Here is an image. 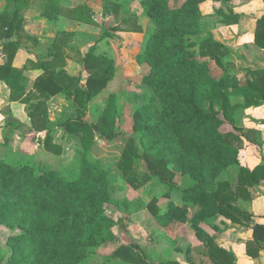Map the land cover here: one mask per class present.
Returning a JSON list of instances; mask_svg holds the SVG:
<instances>
[{"label":"trees","instance_id":"obj_1","mask_svg":"<svg viewBox=\"0 0 264 264\" xmlns=\"http://www.w3.org/2000/svg\"><path fill=\"white\" fill-rule=\"evenodd\" d=\"M7 1L13 3V10H5L0 16V51L4 55L0 81L9 87L11 100L23 98L29 102L38 98L27 114L28 130L44 132L43 140L36 137V141L56 155L62 154V147L53 141L46 100L62 93L75 114L57 127L78 138L84 148L78 161L63 169L43 168L33 153L22 150L0 156V225L20 230L7 238L8 263L113 264V259H117L130 264H180L174 259L150 263L138 243L119 244L108 254L98 253L100 247L120 240L114 232L118 222L105 211V204L111 200L108 171L86 153L95 139L110 142L115 138L116 95L108 94L105 107L94 120H87L86 114L90 100L114 78V59L104 53L97 55L92 45L82 58L88 70L82 83L81 74L72 76L64 70L62 51L53 40L44 58L35 55V60H28L21 68L14 66L22 32L20 17L16 20V15L28 0ZM41 1L42 15L56 19L61 0ZM137 1L152 23L135 55L136 62L148 66L140 82L150 88L152 98L132 114V130L140 148L134 139H128L118 167L132 188L156 179L167 201L161 209L155 192L145 200L123 199L118 202L125 208L122 219H127L136 205L146 209L161 227L173 222L190 224L197 237L201 236L211 264H236L232 251L205 235L204 226L220 231L214 220L223 217L251 228L246 254L257 257L264 250V224H245L253 215L242 209L238 201L249 198V188L264 181V160L249 169L239 164V152L244 141L260 147V132L235 125L234 113L240 107L264 105V66L239 69L245 77V83L240 84L237 74L230 72L235 67L229 60L226 65L222 62L223 57H230L227 47L210 38L200 43L190 38L201 33V6L208 0L175 4L170 0ZM212 1L224 5L228 0ZM218 11L222 23H237L239 14L232 9ZM137 18L132 14L113 28L127 24L141 31ZM254 43L264 51V15L256 19ZM208 58L223 70L220 78L212 75ZM31 69L43 72L27 89L25 71ZM233 98L241 100L233 102ZM225 122L233 129L221 131ZM15 126L20 127L21 123ZM136 159L142 161L140 172L134 168ZM232 165H238L235 181L220 179ZM97 257L101 260L97 261Z\"/></svg>","mask_w":264,"mask_h":264},{"label":"rangeland","instance_id":"obj_2","mask_svg":"<svg viewBox=\"0 0 264 264\" xmlns=\"http://www.w3.org/2000/svg\"><path fill=\"white\" fill-rule=\"evenodd\" d=\"M181 1L183 0H170V3L175 4ZM42 6L41 0H28V3L17 12L16 20L20 17L18 24L22 28V32L20 34L21 46L13 60L14 66L21 68L28 60H35V55L44 58L53 40H56V44L62 51L64 62H61V65L64 70L72 76L81 74L82 83L85 82L88 75V70L83 66L82 58L92 45H95L94 51L97 55L104 53L114 59V78L90 100L86 114L87 120H94L99 111L105 107L108 94L114 93L116 95L115 138L110 142L95 139V143L86 153L89 158L98 161L108 171L111 182V200L105 204V211L118 222V225L114 227V232L120 240L106 247H100L98 253L100 255L108 254L113 247L119 244L138 243L150 263H155L159 259L177 258L181 264H206L205 248L202 251V246L205 247V244L201 241V236L197 237L190 224L182 225L173 222L169 227H161L146 209L137 208L136 205L132 206L129 217L122 219L125 217V208L118 204L123 199L145 200L153 192L158 196V204L161 209H164L163 204L167 201L161 195L162 185L156 179L149 180L138 189L132 188L123 179L118 167L123 147L128 139H134L140 148L137 136L132 130V114L138 106L152 98L150 88L140 82L144 70L136 64L135 60L136 51L141 50L145 35L152 26V23L143 15L141 5L137 0H61L59 15L56 19L42 15ZM5 10H13V3L0 0V16ZM132 14L138 15L137 22L139 21L141 31L127 24L121 28H113L122 19L129 18ZM107 32L110 33L109 36ZM69 33H73L72 36ZM190 38L196 43L201 42L199 36H191ZM2 41L3 39L0 38V43ZM195 50L198 51V45ZM229 58L231 56L223 57L222 62L225 65L228 64ZM3 60L4 55L0 51V64ZM231 64H234V66L232 65L233 68L236 67L235 62H231ZM42 72L41 69L25 71L29 79L27 89H30L34 80ZM230 72L237 74V77L241 75L239 68H234ZM211 73L214 76L217 75L214 70ZM22 99L11 100L9 87L0 81V156H4L7 152L19 153L18 151L21 150L26 153H33L34 159L40 162L43 168L63 169L76 163L84 148L78 138L70 137L57 127L59 123L75 114L71 102L62 93L54 94L46 100V116L52 128L53 141L62 147V154L56 155L45 151L41 147V143L36 141V137L40 138V141L43 140L44 132L35 133L28 130L27 114L31 104L36 102L38 98H33L29 102ZM240 100V98H233V102ZM234 115L235 125L239 127L263 125L264 105L249 108L240 107L235 110ZM15 123H21V126L16 127ZM232 129V125L228 122L221 126L223 132ZM261 134L264 135L263 132ZM260 143V147H257L243 142L244 145L239 152V164L241 166L253 169L258 164L263 163V136H260ZM253 164L254 166H252ZM141 166L142 161L136 159L135 170L140 172ZM237 173L238 165H232L221 175L220 179L235 181ZM249 190L253 193L263 192L264 181L249 188ZM251 221H253V217L245 224H249ZM214 222L221 230L204 226L205 235L211 236L217 245H222L221 247L230 251H232V246L228 241L225 243L223 240L222 243L220 242L221 244L218 243L217 233L226 231L225 235H233L231 233H234L236 236L246 237L248 235L246 228H250L223 217L215 219ZM124 224L126 227L123 226ZM19 232L18 228L0 225V264H9L10 247L6 241L8 236ZM205 235L203 240H205ZM248 240L250 239L243 240L241 238V241H245V243ZM98 260L101 258L97 257ZM112 263L130 264L119 262L117 259H113ZM236 264L240 263L236 262Z\"/></svg>","mask_w":264,"mask_h":264},{"label":"crops","instance_id":"obj_3","mask_svg":"<svg viewBox=\"0 0 264 264\" xmlns=\"http://www.w3.org/2000/svg\"><path fill=\"white\" fill-rule=\"evenodd\" d=\"M228 8L232 9L234 13L239 14L237 23L227 25L221 22L218 10L223 9L227 11ZM201 9V33L195 35L196 37L199 36L201 41L210 38L227 47L230 51L228 56H231L229 62L230 64L231 62H235V68H261L264 66V51L254 43L256 19L264 15V2L262 0H228L225 5L220 1L208 0L202 4ZM136 64L144 70L143 74L148 72L147 64H139L138 62ZM232 65L234 66V64ZM208 66L211 72L212 70L217 72V75H213L215 78L222 76L223 70L217 65L215 60L208 58ZM239 82L240 84L245 83L243 72L239 76ZM243 129H254L261 134V132L264 133V124L257 126L250 125ZM260 136H263L264 139V135L261 134ZM245 144L252 143L245 141ZM250 193L251 196L249 198L239 199V205L242 209L252 213L253 221L249 224H253L254 222L264 224V191L261 193H253L250 191ZM246 229H248V235L246 237L236 236L234 233H231L233 235H225L224 233L226 231L217 233L218 243L221 244V241L225 240V243L228 241L231 244V250L235 253L237 263L264 264V250L260 251L258 257H251L245 254V241H241V238L243 240L252 238L251 228ZM202 247V251H204L205 247ZM204 258L206 264H209L210 260L208 257L205 256ZM172 259L180 263L179 259Z\"/></svg>","mask_w":264,"mask_h":264}]
</instances>
